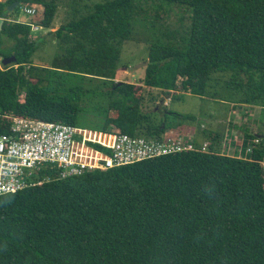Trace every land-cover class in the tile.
I'll return each mask as SVG.
<instances>
[{
  "label": "trees",
  "instance_id": "obj_1",
  "mask_svg": "<svg viewBox=\"0 0 264 264\" xmlns=\"http://www.w3.org/2000/svg\"><path fill=\"white\" fill-rule=\"evenodd\" d=\"M14 2L20 6L10 11ZM63 5L0 2V57H17L0 68V135L9 133L12 116L77 125L92 89L67 81L75 75L112 82L109 110L119 116H106L102 130L116 125L149 138L201 133L211 142L206 152L196 140V150L79 176L62 178L59 168L43 167L33 185L0 196V264H264L263 132L234 125L245 139L238 146L242 155L237 148L226 154L230 146L216 144L218 132L195 133L186 125L191 118L174 111L178 117L169 125L156 111L148 117L142 98L130 102L136 84L115 82L122 48L140 25L149 32L145 86L170 96L182 86L183 92L215 97L214 75L230 73L222 88L232 92L233 109L246 105L264 113V0L98 3L88 15L49 31L65 49L55 66L39 71L29 63L41 39L12 16L32 7L33 22L52 29ZM170 12L180 15L177 28L161 22V14ZM5 37L13 41L7 51Z\"/></svg>",
  "mask_w": 264,
  "mask_h": 264
},
{
  "label": "rangeland",
  "instance_id": "obj_2",
  "mask_svg": "<svg viewBox=\"0 0 264 264\" xmlns=\"http://www.w3.org/2000/svg\"><path fill=\"white\" fill-rule=\"evenodd\" d=\"M110 0H63L64 5L60 7L55 17L52 29H41L39 32H34L33 39H41V43L38 49L34 52L30 58V65L39 68H52L55 66L56 58L59 57L63 51V43H59L55 36L49 34V31H56L62 25L74 20L81 19L85 15H88L91 8L98 3H105ZM71 2V3H70ZM177 12L178 10L175 9ZM153 14V13H152ZM24 21H33L30 17H27L24 13H19ZM16 15L12 18L16 19ZM161 22L174 29L179 26V14L170 12L168 14H161ZM19 23V22H18ZM188 24V21L186 22ZM43 28V27H42ZM149 32L142 28L140 25L134 27L133 39L124 44L122 48L121 57L119 60V69L116 73L115 82L125 83H140L142 86L136 85V91L133 94V99L130 102L137 104L138 100L142 98L140 103V109L144 113H149L148 117L152 112H157L158 120H162L165 123L171 124L174 119H177L178 115L171 114L172 111L183 115H188L191 119L187 120L186 125L194 127L200 131L201 128L213 130L220 134V142L216 143L222 148L224 142H228L230 148L226 151V154H232L237 148L238 155L239 147L243 146L245 139H243L241 133L233 128L234 125L243 126L248 128L250 131L263 132L264 134V113L260 109L248 107L246 105L240 108H234L230 98H233L229 89H223L222 83L229 80L230 73L225 75H214L212 82L213 87L210 91L214 96L200 97L191 93L183 92L180 89L178 93H174L171 96L165 94L159 88H151L145 86L144 76L146 66H140L146 62L149 54V43L146 40V36ZM41 37V38H40ZM154 40V39H153ZM4 46H11L13 41L4 38ZM2 48L7 51V48ZM11 48V47H10ZM65 49V48H64ZM3 57H0V68L5 67L2 64ZM64 61L60 62L62 67L68 66L63 64ZM12 64H9L10 66ZM16 66V65H14ZM48 72H40V76L47 78ZM68 82L73 84H82L87 89H92L87 97L83 99L81 105L84 107L80 110L79 118L77 120V126L92 129H103V123L107 117H118L119 114L115 111L109 110V104L114 99L112 82L105 79L95 78L81 79L75 75H69L67 78ZM180 93V94H179ZM183 93V94H181ZM179 94V95H176ZM182 95V96H181ZM118 96V95H117ZM152 98H156L155 100ZM170 98V99H168ZM21 100L24 101V95H21ZM155 105H158L155 107ZM109 110V111H108ZM170 112V113H169ZM169 113V114H168ZM135 113L130 112L129 117L133 118ZM113 130L116 129V125H111ZM176 129V128H175ZM232 131V137L229 133ZM200 133V132H199ZM236 137V138H235ZM194 141L196 138L193 137ZM198 141L202 145L210 138L198 136ZM227 139V141H225ZM229 140L230 143H229ZM235 145H232V143Z\"/></svg>",
  "mask_w": 264,
  "mask_h": 264
},
{
  "label": "built area",
  "instance_id": "obj_3",
  "mask_svg": "<svg viewBox=\"0 0 264 264\" xmlns=\"http://www.w3.org/2000/svg\"><path fill=\"white\" fill-rule=\"evenodd\" d=\"M22 13L34 17L36 9L23 7ZM17 22L30 25L33 32L40 30L33 21ZM9 118V133L0 135V196L33 185L35 175L43 167L59 168L60 176L65 178L198 149L193 135L182 136L175 131L149 138L22 116ZM209 146L205 142L201 150L206 152ZM261 166L264 174V160Z\"/></svg>",
  "mask_w": 264,
  "mask_h": 264
},
{
  "label": "water",
  "instance_id": "obj_4",
  "mask_svg": "<svg viewBox=\"0 0 264 264\" xmlns=\"http://www.w3.org/2000/svg\"><path fill=\"white\" fill-rule=\"evenodd\" d=\"M18 6H20V3H19V2H14V3L9 7V10H10V11H13V10H14L15 8H17ZM3 23H4V20L1 19V20H0V31H1V29H2ZM16 61H17V57H16L15 55H13V56H11V57L3 58V59H2V64H3L4 66H8L9 64L16 63ZM144 65L147 66V65H148V62H144V63H142L140 66H144ZM123 83H125V82L120 81V82H118V85H122ZM180 88L182 89V87H180Z\"/></svg>",
  "mask_w": 264,
  "mask_h": 264
},
{
  "label": "crops",
  "instance_id": "obj_5",
  "mask_svg": "<svg viewBox=\"0 0 264 264\" xmlns=\"http://www.w3.org/2000/svg\"><path fill=\"white\" fill-rule=\"evenodd\" d=\"M1 1H4V0H0V2ZM31 18V17H30ZM13 19V18H12ZM19 19H21V20H23L22 18H21V15H19V16H17V18L16 19H14V20H19ZM26 22H28V21H26ZM16 67H18V65H16ZM136 85H139V86H142V84H140V83H137ZM174 94V93H173ZM185 128H189V127H187V126H184ZM196 131H197V128H196ZM198 137H196V140L198 141V139H197ZM204 142H208V141H204Z\"/></svg>",
  "mask_w": 264,
  "mask_h": 264
},
{
  "label": "bare ground",
  "instance_id": "obj_6",
  "mask_svg": "<svg viewBox=\"0 0 264 264\" xmlns=\"http://www.w3.org/2000/svg\"><path fill=\"white\" fill-rule=\"evenodd\" d=\"M40 28L42 29V27H41V26H40ZM181 87H182V86H181ZM180 89H181V88H179V90H180ZM182 89H183V87H182ZM178 92H179V91H178ZM178 92H173V93H178ZM173 93H172V94H173ZM168 99H170V98H168Z\"/></svg>",
  "mask_w": 264,
  "mask_h": 264
}]
</instances>
